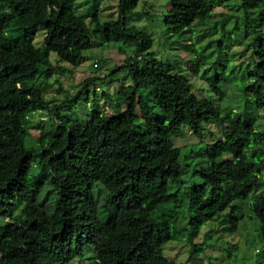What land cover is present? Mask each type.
<instances>
[{
	"label": "trees",
	"instance_id": "obj_1",
	"mask_svg": "<svg viewBox=\"0 0 264 264\" xmlns=\"http://www.w3.org/2000/svg\"><path fill=\"white\" fill-rule=\"evenodd\" d=\"M76 1L0 0V264H71L86 255L89 264H182L164 257L167 243L181 241L196 251L205 224L235 233L243 205L258 223L264 248V130L257 119L264 109V0H240L241 16H233L232 29L226 28L232 18L222 16L204 98L191 90L178 63L156 58L153 39L128 24L130 0H118L117 18L104 22L97 16L98 0L89 1V18L76 14ZM226 1L169 0L167 33L185 38ZM39 32L43 37L36 45ZM235 32L253 36L246 44L247 67L237 73L240 110L223 115L209 98H222L223 87L233 82L222 55ZM94 40L134 46L123 65L131 84L120 86L114 97L99 98L103 104L117 98L122 110L115 106L106 116L95 97L80 120L72 112L96 79H85L71 99L53 106L45 88L54 69L84 61ZM198 49L185 46L195 52L188 59L192 74L208 65L210 55ZM162 101L184 109L188 120L160 109ZM37 112L47 113L53 124L32 140L35 148H27L26 117ZM224 121L229 130L223 138L203 139L204 132L213 138L208 125ZM184 129L197 142L177 147L174 140ZM183 149L185 161L197 158L191 166L198 185L182 180L190 164L180 163ZM46 185L47 196L53 195L51 211L37 202ZM170 185L176 186L171 193ZM100 192L102 209H115L105 221L99 217ZM253 192L255 198L244 202Z\"/></svg>",
	"mask_w": 264,
	"mask_h": 264
},
{
	"label": "rangeland",
	"instance_id": "obj_2",
	"mask_svg": "<svg viewBox=\"0 0 264 264\" xmlns=\"http://www.w3.org/2000/svg\"><path fill=\"white\" fill-rule=\"evenodd\" d=\"M89 1L77 0L75 2L76 14L78 16L89 18V12L86 11L90 5ZM97 2L96 11L101 22L117 18L118 0H98ZM239 3L240 0L226 1L214 10L211 18L206 21V24L200 27L198 25L194 26V32L180 40L174 36H170L164 25V16L170 8L169 0H130L127 4L129 11L125 12V15L130 26L140 29L153 39L151 52L155 54V57L171 66L178 63L183 68V72L190 82L191 90L199 98H204L207 96V92L210 91L206 79L212 75V63L216 60L217 56L214 53V41L221 36L217 25L220 27L222 16L228 15L232 19L226 24V28L232 29L235 21L233 16H241ZM240 25L242 31V21ZM42 35L41 32L38 33L35 39L36 45L42 40ZM252 36V32H249L247 37L243 33L240 32L238 34L237 32L231 36L230 42L224 46L222 56L227 66L229 65L226 75L234 83H226L223 87L222 98H209L210 102L220 109L223 115L227 111L235 113L240 110L241 92L235 85H242L238 74L247 67L245 63L248 62L250 51H246V44L249 43ZM197 38L199 39L198 41ZM189 44H194L195 47L202 49L205 54L210 55L207 62L208 65L200 68L197 74H192L187 70L189 57L191 55L195 56V52L185 50V46ZM133 49L134 46L114 43L101 44L98 40H94L92 48L86 52L87 58L77 67L72 68L71 66L64 65L66 69L64 71L54 69V76L45 88V97L50 106L71 99L82 88V82L85 79L94 78L96 80L86 89L80 103L72 112L78 119L85 120L88 112L92 109V99L97 97L99 100L102 93L110 94L114 97L116 90L120 86L131 84L128 70L124 69L123 65L131 56ZM51 56V63L55 64L54 55ZM95 64L98 65L97 68ZM233 65L235 66L234 70L232 68ZM117 67L122 68L116 70ZM95 88H99L100 91L95 92ZM116 99L114 98L113 100L112 98L111 103L107 104H103L104 100H99L101 102L99 107L104 115L108 116L111 114L115 106L120 110L124 108ZM160 109H163V111L181 121L188 120V113L180 107H172L162 101ZM257 113L258 128L259 130H264V109H260ZM65 114L71 115L69 113ZM26 121H28L29 126H26L27 137L25 139V146L27 148H35L34 141L39 137V132L49 131L53 122L47 113L42 112L31 114L28 118L26 117ZM208 130L212 133L213 138L207 132H204L203 139L210 142L211 140L223 138L228 133L229 125L227 121L212 123L208 125ZM196 142L197 139L187 129H184L183 137L175 139L174 145L184 147ZM185 150L188 149L182 150L180 163L184 166L186 162L190 164L184 170L182 180L185 182V186L190 187L194 184H199L198 178L192 174L191 166V164L196 162L197 158H194L192 161H185L184 157L187 155L184 152ZM35 160L36 157H34ZM31 172H34L33 166ZM175 187V185H170L169 192H173ZM47 194L48 186L46 185L42 189L37 202L38 204L43 203L48 211H51L53 195L50 193L47 196ZM255 196V192L251 193L244 202H248L249 204ZM103 199L104 193H98L97 200L100 205L99 217L102 221H105L109 215L111 216L114 213L115 209L114 207H110L109 212L103 210L101 206ZM240 210L242 212V220H240L235 233H224L220 231L219 227L213 226L211 228L210 225L205 224L202 227L200 236L195 240V244L199 246L198 250L191 251V247L185 243L171 241L164 246V257L182 264H257L264 262V248L257 235L258 223L251 217L252 215L245 205ZM211 229L213 230L210 235L205 237ZM215 230H218V232L215 233ZM89 262L90 258L86 255L80 260L73 261L71 264H89Z\"/></svg>",
	"mask_w": 264,
	"mask_h": 264
},
{
	"label": "built area",
	"instance_id": "obj_3",
	"mask_svg": "<svg viewBox=\"0 0 264 264\" xmlns=\"http://www.w3.org/2000/svg\"><path fill=\"white\" fill-rule=\"evenodd\" d=\"M96 66V65H95Z\"/></svg>",
	"mask_w": 264,
	"mask_h": 264
}]
</instances>
